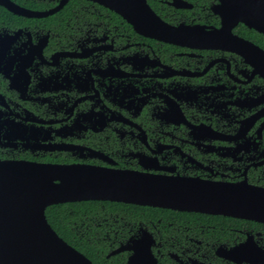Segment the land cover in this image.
Masks as SVG:
<instances>
[{
	"label": "flooded vegetation",
	"instance_id": "af4514ba",
	"mask_svg": "<svg viewBox=\"0 0 264 264\" xmlns=\"http://www.w3.org/2000/svg\"><path fill=\"white\" fill-rule=\"evenodd\" d=\"M11 1L29 10L0 5V161L264 193V33L238 22L222 39L218 0H146L168 40L91 0ZM67 203L93 264H264L263 220Z\"/></svg>",
	"mask_w": 264,
	"mask_h": 264
},
{
	"label": "water",
	"instance_id": "95a60500",
	"mask_svg": "<svg viewBox=\"0 0 264 264\" xmlns=\"http://www.w3.org/2000/svg\"><path fill=\"white\" fill-rule=\"evenodd\" d=\"M67 0H60V8ZM122 16L135 30L163 40L170 26L146 0H91ZM225 32L238 22L264 33V0H218ZM8 10H29L0 0ZM88 199H110L249 217L264 221V193L243 187L202 185L170 189V181L80 164L0 161V264H93L52 228L48 206ZM134 257H137L134 255ZM132 260H134L132 258Z\"/></svg>",
	"mask_w": 264,
	"mask_h": 264
},
{
	"label": "trees",
	"instance_id": "16d2710c",
	"mask_svg": "<svg viewBox=\"0 0 264 264\" xmlns=\"http://www.w3.org/2000/svg\"><path fill=\"white\" fill-rule=\"evenodd\" d=\"M66 205H72V203H61L48 206L45 210L46 218L60 237L82 251L86 256L92 257L93 254L90 253L91 248L89 244L84 239L80 240L73 237L72 230L70 229L71 224L69 222L71 216L68 212L69 207L67 208Z\"/></svg>",
	"mask_w": 264,
	"mask_h": 264
}]
</instances>
